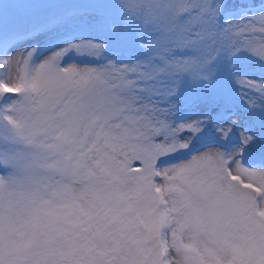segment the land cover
I'll return each mask as SVG.
<instances>
[{
  "label": "snow or ice",
  "instance_id": "1",
  "mask_svg": "<svg viewBox=\"0 0 264 264\" xmlns=\"http://www.w3.org/2000/svg\"><path fill=\"white\" fill-rule=\"evenodd\" d=\"M0 264H264V0H0Z\"/></svg>",
  "mask_w": 264,
  "mask_h": 264
}]
</instances>
